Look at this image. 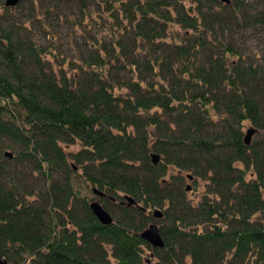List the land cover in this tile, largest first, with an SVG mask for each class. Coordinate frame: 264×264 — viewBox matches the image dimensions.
Returning a JSON list of instances; mask_svg holds the SVG:
<instances>
[{
  "label": "trees",
  "instance_id": "16d2710c",
  "mask_svg": "<svg viewBox=\"0 0 264 264\" xmlns=\"http://www.w3.org/2000/svg\"><path fill=\"white\" fill-rule=\"evenodd\" d=\"M104 3L118 37L86 50L69 73L66 60L55 69L30 17L0 16V262L264 264V60L244 61L235 40L264 29V4ZM172 25L183 33L169 36ZM246 122L258 130L249 144ZM77 167L100 201L76 189ZM186 177L207 183L198 203ZM151 223L163 247L141 237Z\"/></svg>",
  "mask_w": 264,
  "mask_h": 264
},
{
  "label": "rangeland",
  "instance_id": "374dc122",
  "mask_svg": "<svg viewBox=\"0 0 264 264\" xmlns=\"http://www.w3.org/2000/svg\"><path fill=\"white\" fill-rule=\"evenodd\" d=\"M3 2L5 0H2ZM247 1V0H246ZM253 7L262 8L264 0H249ZM256 8V7H255ZM14 19L25 20L30 17L27 24L33 29L36 38L43 44L53 47L57 55L53 59L55 69L61 64L57 62L62 60L69 61L65 63V69L69 73L72 62L80 59L82 53L86 50H94L101 44V41L112 43L117 39L115 34H119L117 21L111 16L104 0H88L86 7L81 9L76 0H33L31 3L24 2L18 9L7 12ZM4 8H0V16L7 14ZM123 18V15H120ZM31 21V22H30ZM169 36H175V31L183 33V30L176 25L170 26ZM123 34V33H121ZM171 40V37H169ZM236 43L239 44L242 53V59L248 62H262L264 60V29L246 27L239 30L235 35ZM111 41V42H110ZM83 51V52H82ZM69 65V66H68ZM116 93H125V90L116 88ZM251 127L250 122H246L243 128L244 133ZM258 130L252 135L256 139ZM67 152L79 150L80 144L64 146ZM173 173V170H171ZM82 169L77 167L73 175V183L82 195H86L90 200H99V197L91 190L92 185L82 176ZM171 174V173H170ZM250 175H252L250 173ZM187 176V175H186ZM169 177V176H168ZM250 177V176H249ZM207 183L201 178H185L184 188L188 198L193 204L198 203L204 196ZM100 201V200H99ZM151 256V251H146L144 257ZM152 257V262H155ZM10 264V263H8ZM23 264H30L28 261Z\"/></svg>",
  "mask_w": 264,
  "mask_h": 264
},
{
  "label": "water",
  "instance_id": "95a60500",
  "mask_svg": "<svg viewBox=\"0 0 264 264\" xmlns=\"http://www.w3.org/2000/svg\"><path fill=\"white\" fill-rule=\"evenodd\" d=\"M21 0H5V5L7 6H15L17 5ZM254 134V129L251 128L247 131L245 135V142L249 144L251 142L252 135ZM160 160V156L158 154H152V161L157 164ZM94 192L100 196H103L104 193L102 191H99L98 189H94ZM128 200V204L132 205L134 203V200L130 196L125 197ZM91 208L95 214V216L98 218V220L104 224L109 225L113 222V218L110 215V213L103 208L101 203L99 201H94L91 203ZM145 210V208H143ZM153 215L156 218H161L163 216V212L160 209H155L153 211ZM141 237L147 240L152 244L153 247H163L164 246V240L159 232V228L157 223H151L145 230L142 231ZM0 264H6V262H0Z\"/></svg>",
  "mask_w": 264,
  "mask_h": 264
}]
</instances>
